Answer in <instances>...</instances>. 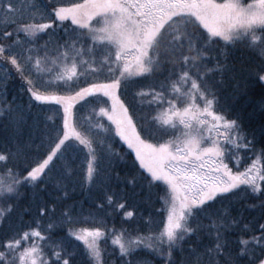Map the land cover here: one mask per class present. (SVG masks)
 Returning a JSON list of instances; mask_svg holds the SVG:
<instances>
[{
	"label": "snow or ice",
	"instance_id": "1",
	"mask_svg": "<svg viewBox=\"0 0 264 264\" xmlns=\"http://www.w3.org/2000/svg\"><path fill=\"white\" fill-rule=\"evenodd\" d=\"M0 13V264H264V0Z\"/></svg>",
	"mask_w": 264,
	"mask_h": 264
},
{
	"label": "trees",
	"instance_id": "2",
	"mask_svg": "<svg viewBox=\"0 0 264 264\" xmlns=\"http://www.w3.org/2000/svg\"><path fill=\"white\" fill-rule=\"evenodd\" d=\"M52 2L55 3L56 0H52ZM64 2L67 3L68 0H64ZM42 3H45V4H46V3H48V0H42ZM0 14H2V13H0ZM69 23H70V21H69ZM42 42H43V41H41V43H42ZM13 90H14V89H13ZM249 163H250V161H249ZM258 166H259V165H258ZM109 226H111V225H109Z\"/></svg>",
	"mask_w": 264,
	"mask_h": 264
}]
</instances>
